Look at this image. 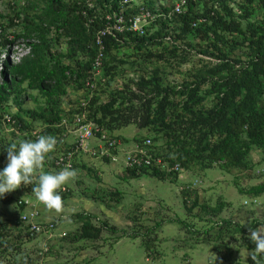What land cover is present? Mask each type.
Masks as SVG:
<instances>
[{
    "label": "trees",
    "instance_id": "1",
    "mask_svg": "<svg viewBox=\"0 0 264 264\" xmlns=\"http://www.w3.org/2000/svg\"><path fill=\"white\" fill-rule=\"evenodd\" d=\"M12 1V15L4 16L0 23V52L7 56L0 60V128L12 127L8 130L11 138L0 137V163H7L5 149L11 143L34 140L30 134L34 129H39V135L57 137L64 130L59 126L61 120L84 109L88 119L109 133L129 125L144 130L146 134L136 136L134 141L149 138L154 156L170 166H180L179 171L171 173L125 167L131 178L145 175L176 182L184 171L203 174L206 169L217 168L232 173L251 166L254 150L264 152V0H187L185 11L171 17L167 15L172 5L156 6L144 0L151 13L161 15L145 27L144 35L124 31L118 37H104L102 75L87 107L80 104L91 92L87 81L98 52L95 34L104 26V16L123 9L128 22L138 13V7H124L121 0H91V6L85 0ZM9 28L16 32L7 34ZM12 39H22L29 49L18 61L8 56ZM183 51L213 57L214 62L198 59L199 65H193L180 84H172L166 80L164 70L166 65L172 66L171 58L184 64ZM118 78H122V86L116 85ZM68 89L78 90L80 97L75 101L68 98L65 105ZM30 91H36V95ZM26 97L35 101L34 108L23 106ZM10 103L16 107L14 112ZM5 115L10 116V122ZM58 150L55 147L48 154L44 172L53 169ZM234 185L247 196L264 194V182L243 188L235 178ZM193 187L189 183L181 189L182 204L188 215L201 221L207 217L206 229H196L181 218L170 223L196 237L205 234L216 253L212 264H232L234 254L242 247L249 253L253 251L255 244L249 232L259 222L264 226V219L254 218L244 225L221 217L225 204L219 202L212 207L201 202ZM69 191L60 192L62 200L71 195ZM110 195L117 198L119 193ZM75 217L80 226L71 234L73 243L95 241L103 230H118L105 222L94 224L95 216L87 212L76 213ZM132 220L137 222V216ZM12 223L0 222V254L19 247L7 237ZM16 224L21 226L18 220ZM160 226L161 222L154 226L139 223L131 237H140L145 250L151 252L156 247L155 237L150 235ZM237 264L254 262L247 256Z\"/></svg>",
    "mask_w": 264,
    "mask_h": 264
},
{
    "label": "rangeland",
    "instance_id": "2",
    "mask_svg": "<svg viewBox=\"0 0 264 264\" xmlns=\"http://www.w3.org/2000/svg\"><path fill=\"white\" fill-rule=\"evenodd\" d=\"M141 1L137 0V4ZM151 1L156 3V6H170L175 2V0ZM12 2V0H0V23L4 20V16L12 15ZM88 3L91 6L92 1L85 0V4ZM14 32H16L15 28L7 30V34ZM12 40L8 56L12 61H18L28 53L29 49L22 39ZM188 53H185L187 63L184 64H178L171 58L172 66L166 65L164 70L167 81L180 84L186 72L193 65H199L198 59L214 62L213 57L203 56L194 51ZM5 57H7L6 53L0 52V60ZM2 65L0 61V69ZM118 79L116 85L122 86V78ZM30 92L33 96L36 95V91ZM68 92L69 96L63 100L65 105L68 103V98L75 101L80 97L78 90L68 89ZM102 99L105 100L106 96L102 95ZM9 106L11 112H14L16 108L14 104L10 103ZM23 106L34 108L36 103L26 97ZM5 128L3 130L0 128V137L11 138L8 130L12 127L5 126ZM113 134L119 136L122 143L130 144L136 136H144L146 132L129 125ZM128 146L126 145L125 148ZM250 158L251 166L247 170H233L232 173H226L212 168L206 169L203 174L184 171L178 181L171 182L169 179L161 181L145 175L131 178L126 175L125 166L121 163L84 157L78 160L73 168L77 172L76 177L64 185L70 190L71 195L63 200V210L52 220L55 221V229L51 239L48 240L43 235L29 237L23 227L16 224L20 214L17 201L29 197L34 203L36 199L33 192L36 186L34 178L33 184H21L17 189L0 197V222L13 221L7 237L12 245L19 246L7 253H1L0 264H212L216 253L213 246L207 242L205 234L196 237V234L187 233L181 226L170 223L171 220L181 218L187 220L196 229L201 231L206 229L204 221L206 216L201 221L186 213L182 204L181 189L190 183L198 190L201 202H206L212 207L223 202L225 206L221 217H230L244 225H248L254 218L263 220L264 194L259 197L247 196L241 194L234 185L235 178L243 188L264 182V152L254 150ZM3 164H6V161L4 163L2 161L0 167ZM53 171L47 168V172ZM115 191L119 195L117 198H112L110 193ZM28 211L29 209H26V212ZM197 211L194 210L195 213ZM80 212L93 214L95 216L93 223L96 225L105 222L108 226H116L117 232L103 230L98 240L71 242V234L80 226L75 214ZM60 215L63 219L59 217ZM136 216L138 221L133 222L132 219ZM157 222H161V226L156 227V231L150 235L155 237L156 248L151 252L148 251V256V252L140 243V237L134 238L131 234L138 230L139 223L144 226H154ZM63 223L72 224V227L62 228ZM143 231L144 229L139 230L140 233ZM65 233L67 234L64 235ZM44 242L48 243L49 250L40 254L39 250ZM247 253L245 248H240L234 254L232 264L243 262Z\"/></svg>",
    "mask_w": 264,
    "mask_h": 264
},
{
    "label": "built area",
    "instance_id": "3",
    "mask_svg": "<svg viewBox=\"0 0 264 264\" xmlns=\"http://www.w3.org/2000/svg\"><path fill=\"white\" fill-rule=\"evenodd\" d=\"M120 3L124 7L136 6L139 11L136 15L129 18L128 22H126L124 17L123 9H120L119 12H113L112 14H106L104 16L105 24L95 34V44L98 48V52L92 62V76L87 81V84L91 88V92L88 93L87 99L81 102L80 105L82 107H87V101L92 98L96 82L102 75V62L105 50L103 43L104 37L107 35L118 37L117 34L123 33L124 31L144 35L146 33L145 27H149L156 18L161 15L151 13L145 7L144 0L138 4L137 0H121ZM186 5L187 0H175L172 4V12L168 13L167 17H171L173 14L183 13L186 9ZM166 40H168V38ZM5 120L10 122V116L5 115ZM59 126H62L64 130L56 137V147L60 150H58L54 156V171H59L68 164L73 168L77 161L84 157L107 161L109 163H121L125 167L155 168L164 170L168 173L179 171L180 169L179 164L170 166L166 161H163L161 157L154 156L151 148L152 143L149 138H146L142 142L133 140L130 144H124L121 140L116 139L115 135L109 133L91 119H88L86 109L79 113H74L70 119L63 118ZM30 134L36 139L40 134L39 129L32 130ZM126 145H129L128 148H125ZM65 191H67V189L63 186L60 192ZM38 203L39 201L34 203L31 202L29 198L19 199L17 204L29 209V211L26 212L25 210L21 212L18 218L26 227V231L30 237L43 235L46 236L48 240L51 239L53 235L55 225L52 221H39ZM47 244L45 242L43 243L39 250L40 254L49 250V245Z\"/></svg>",
    "mask_w": 264,
    "mask_h": 264
},
{
    "label": "clouds",
    "instance_id": "4",
    "mask_svg": "<svg viewBox=\"0 0 264 264\" xmlns=\"http://www.w3.org/2000/svg\"><path fill=\"white\" fill-rule=\"evenodd\" d=\"M56 145V137L46 134L38 135L34 140L11 143L5 149L7 163L3 168H0V197L17 189L21 184H33L35 178L36 186L33 188V192L36 199L34 202L39 201L49 211L61 212L63 200L60 191L64 185L76 177L77 172L70 164L65 165L59 171H42L48 154L55 150ZM17 206L19 207L18 204ZM25 210L26 208L23 207L19 213ZM21 226L24 225L21 223ZM23 229L27 230L25 226ZM249 239L255 244V247L245 257L250 256L254 264H264V226H262V222H259L258 227L250 230Z\"/></svg>",
    "mask_w": 264,
    "mask_h": 264
},
{
    "label": "crops",
    "instance_id": "5",
    "mask_svg": "<svg viewBox=\"0 0 264 264\" xmlns=\"http://www.w3.org/2000/svg\"><path fill=\"white\" fill-rule=\"evenodd\" d=\"M37 208H38V212H39V216H38V219L40 222H49V221H52L53 219H55L57 217V215L59 213L57 212H54V211H49L47 210L42 204L38 203L37 205ZM61 219H63L61 217V215L59 216ZM72 227V224H65L63 223L62 225V228H70ZM65 232V231H63Z\"/></svg>",
    "mask_w": 264,
    "mask_h": 264
}]
</instances>
